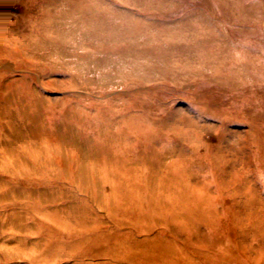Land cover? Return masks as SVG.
Returning a JSON list of instances; mask_svg holds the SVG:
<instances>
[{
	"label": "rangeland",
	"instance_id": "374dc122",
	"mask_svg": "<svg viewBox=\"0 0 264 264\" xmlns=\"http://www.w3.org/2000/svg\"><path fill=\"white\" fill-rule=\"evenodd\" d=\"M0 264H264V0H0Z\"/></svg>",
	"mask_w": 264,
	"mask_h": 264
}]
</instances>
